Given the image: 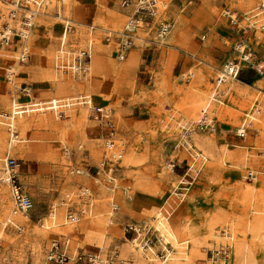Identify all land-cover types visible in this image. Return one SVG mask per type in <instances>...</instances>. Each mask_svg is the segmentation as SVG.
Instances as JSON below:
<instances>
[{"label": "rangeland", "instance_id": "374dc122", "mask_svg": "<svg viewBox=\"0 0 264 264\" xmlns=\"http://www.w3.org/2000/svg\"><path fill=\"white\" fill-rule=\"evenodd\" d=\"M122 2L51 0L25 42L27 62L18 61L19 48L0 47V120L11 114L14 101L49 106L56 99L66 105L88 96L95 106L111 111L112 140L123 151L112 186L104 172L97 175L112 130L94 120L87 106L18 119L17 146L8 157L19 164L20 182L34 208L29 223L13 218L23 226L21 232L11 225L1 229L11 198L10 188L1 194L7 185L0 182V264H47L48 248L64 236L76 248L101 250L104 257L116 249L124 264H147L133 251V234L126 227L145 226L160 236L152 214L160 213L168 199L176 201L172 229L179 243L189 241L178 251L189 246L185 252H196L192 264H204L210 250L226 244L232 248V264H264V30L242 22L259 0H173L169 15L175 28L165 45L137 42L120 62L104 39L105 30H123L131 16ZM58 6L74 21L75 51L90 50V75L56 69L62 32L55 19ZM9 9L0 2V30ZM140 35L154 40L153 34ZM246 40L252 64H243L238 82L220 87L225 104L209 107L214 131H199L196 123L218 77L239 59L235 46ZM259 92L261 117L239 138L244 113ZM1 165L4 172L5 162ZM87 189L93 196L91 208L80 198ZM82 209L91 212L81 214ZM70 211L79 214V221L66 225Z\"/></svg>", "mask_w": 264, "mask_h": 264}, {"label": "built area", "instance_id": "2783aa9c", "mask_svg": "<svg viewBox=\"0 0 264 264\" xmlns=\"http://www.w3.org/2000/svg\"><path fill=\"white\" fill-rule=\"evenodd\" d=\"M173 0H123L122 7L130 10L131 16L128 18L123 30L114 31L111 29L105 30V42L114 46L115 57L118 61H125L132 48L136 46L137 42L146 44H158L165 45L166 39L172 34L175 28V21L169 15L170 5ZM1 4H6L10 9L6 15V21L0 30V47L5 50L19 48L18 61L20 63L27 62L29 58V50L24 44V41L28 42L31 36V32L35 27L36 19L40 11L46 9L51 0H0ZM192 1H188L186 5L190 6ZM181 6V13L185 11L184 6ZM256 15H264V0H259L257 8L251 12L248 16L243 17L242 22H245L248 28H259L261 24L256 22ZM55 19L62 26L61 36L59 37V43L57 47V56L55 58L56 68L63 74H69L71 76H85L91 71L92 57L90 50L82 49L75 51L74 45L71 42V37L75 33L74 21L68 18L62 7L58 6L55 14ZM234 22V21H233ZM239 21L236 20V23ZM264 30L263 28H259ZM140 34L154 35V40H149L142 37ZM205 39V36H204ZM244 43L246 46H244ZM241 49L244 51L241 52ZM235 52L240 56L239 59L227 64L221 74L223 77H218L215 88L211 93L212 96L209 99L208 106L201 112L196 128L199 131H214V119L211 118L209 113V106L211 103L223 105V94H220L219 89L222 84L227 83L229 80H238L243 71V64H252V56L250 55L251 49L248 45V41H241L235 46ZM247 58V59H246ZM9 72V71H8ZM14 72L11 73L13 75ZM228 80V81H227ZM227 81V82H226ZM249 112L252 115V119H249L245 114L242 120V126L240 131L237 132L239 138H245L248 132L252 129V123L254 124L258 118L261 117L263 112V105L261 100L262 92L258 93ZM264 96V94H263ZM78 105L90 107L91 117L105 127L111 129L109 142L107 143L108 155L105 157V161L101 165L100 171L97 175H101L102 172L106 174L107 182L112 186L117 184V170L118 165L123 157V151L119 150L116 143L112 140L114 136V122L112 119V113L110 110H106L103 107L95 106L90 97L85 96L77 99ZM221 102V103H220ZM55 104H52V111L55 112ZM66 109L68 105H63ZM54 107V108H53ZM39 108V107H37ZM62 114V112L60 113ZM193 126L188 127L187 132ZM264 131V127H263ZM78 174H84L79 173ZM249 177L253 179L254 174L249 173ZM4 179L10 188V198L14 205L13 213L28 215L34 208V203L28 193L25 191L24 186L20 182L19 164L13 158L8 157L5 162ZM98 180V179H97ZM96 180V181H97ZM93 196L90 192L80 194L81 199H86L87 205L93 206ZM167 200L165 205L160 208L161 214L166 219H170L175 212L176 201L172 200V204ZM114 204V203H113ZM65 205V204H64ZM115 205V204H114ZM113 212L118 210V207L112 206ZM91 212V209H82L81 214ZM66 225H72L79 221V214L70 211L66 216ZM16 222V221H15ZM8 222L15 230L21 232L23 226L19 223ZM17 225H15V224ZM145 226L128 225L126 232L133 234L132 240L138 242L143 248L149 250L153 249L156 252L157 258L161 261H166L171 253L168 248L171 246L157 236L151 230H146ZM146 231V232H145ZM224 236L227 239H231L228 233L224 232ZM231 246L226 244L219 250L209 251L207 260L204 264H232V251ZM118 250L109 251L104 257L102 251L91 252L76 248L71 239L68 236H64L61 241H55L48 248L46 253V263L51 264H67L73 262L74 264H114L119 262L124 264L119 259Z\"/></svg>", "mask_w": 264, "mask_h": 264}, {"label": "bare ground", "instance_id": "6f19581e", "mask_svg": "<svg viewBox=\"0 0 264 264\" xmlns=\"http://www.w3.org/2000/svg\"><path fill=\"white\" fill-rule=\"evenodd\" d=\"M40 13H41V11H40ZM40 13L38 15H40ZM261 16H264V15H261ZM261 28L264 29V24L261 25ZM244 46H246V45L244 44ZM242 51H244V49H241V52ZM51 55H53V54L51 53ZM14 71H15L14 67H11L9 69V72H8L9 73L8 75H9V78L11 80V83H13L11 73L14 72ZM222 75L223 74H221L219 77L220 78L223 77ZM193 76H194V73H190V77H193ZM230 81L231 82L233 81L232 83H235V82H238L239 80H229L228 82H230ZM203 99H204V97L202 96V97H200L198 99V101H202ZM41 104L40 103L39 104L38 103H32L31 105L28 104V105L23 106V105H17V102L14 101L12 103L11 114L10 115H4V116L1 115L4 120H0V153H5L6 152V154L4 156H1V154H0V165L1 164L3 165V162H6V160H7L6 157H8V155H11L12 151L17 146V137L15 136V131L17 129V122H18L17 120L18 119H23L25 114H33V113H39V112L44 113V112L52 111L53 110L51 108L52 104H55V106H54L56 108L55 111H58L60 108H65L63 105H59V102L56 99H53L52 102H51V105H49V106L48 105L45 106V105H41ZM66 105H68L70 108L73 107V106H78V104L76 102L69 103V104H66ZM37 107H39V108H37ZM247 115H248L249 119L253 118L250 113H248ZM18 126H20V124ZM21 127L23 129H26L27 125H23L22 124ZM240 132H242V131H240ZM201 142H202V140H200V139L197 140V143H201ZM0 182L7 185V183H6L5 179H4V172L2 171V169H0ZM2 189H3L2 190L3 192L1 194L4 195V194L7 193V189H9V187L7 185V186H4ZM87 192H89L88 189L85 190L83 193L85 194ZM13 207H14V205L12 206L11 204L7 207L6 221L3 223L4 225H3V227L1 229H5L8 226V222L9 223L13 222V218L19 219L20 221H23L24 223H29L30 222L31 217H30L29 214L28 215L17 214L15 216L14 213H13ZM152 215H153V217H152L153 223L156 226V230L159 232L160 237H162V239L166 240L167 244H171L172 247H176V246L178 247V245H179L178 238H177L175 232L173 231L170 222L166 218H164V216L161 213H159V212L153 213ZM15 223H13V224H15ZM15 225H17V224H15ZM138 245H139L138 242H133L132 243V249H133L134 252H136L135 254H136L137 257H141L142 256L144 261H145V263H147V264H163V263H160L158 261V259H155L154 258L155 256H152L151 253H148L144 249L141 248L140 250H137V246ZM168 251L171 253V255L166 260V262H170L169 264H192L193 258L197 257L196 252L192 253V255H191V253L188 252L186 256L179 257V256H176V254H173L177 250L172 252L171 249H168ZM152 253H153V250H152ZM190 255L192 256V258L190 257ZM247 255L248 254H246V256Z\"/></svg>", "mask_w": 264, "mask_h": 264}, {"label": "crops", "instance_id": "0c3cea01", "mask_svg": "<svg viewBox=\"0 0 264 264\" xmlns=\"http://www.w3.org/2000/svg\"><path fill=\"white\" fill-rule=\"evenodd\" d=\"M255 19H257L256 22H257L258 24H261V25L264 24V16L256 15V16H255ZM259 28H261V26H260ZM60 36H61V35H60ZM25 42H26V41H24V44H25ZM244 44H245V43H244ZM245 45H246V44H245ZM56 56H57V52H56ZM92 68H93V67H92ZM56 69H57V68H56ZM57 70H58V69H57ZM91 72H92V71H91ZM91 72L89 73V75L92 74ZM238 80H239V79H238ZM211 96H212V93L210 94L209 99L211 98ZM221 102H222V104H225L224 101H221ZM221 102H220V103H221ZM208 103H209V100H208V102H207V104H206L205 107L208 106ZM211 104H212V103H211ZM211 104H210V106H211ZM216 105H218V104H216ZM210 106H209V107H210ZM85 108H87L88 110L90 109V107H85ZM203 110H204V109H203ZM203 110H202V111H203ZM202 111H201V112H202ZM244 115H245V113H244ZM242 120H243V119H242ZM241 122H242V121H241ZM166 202H167V201H166ZM11 204L13 205L12 201H11ZM164 205H165V204H164ZM160 213H161V212H160ZM170 219H171V218H170ZM170 219H167V220L170 222ZM15 221H16V220H15ZM76 223H77V222H76ZM170 224H171V223H170ZM171 227H172V226H171ZM132 241H133V240H132ZM133 242H134V241H133ZM133 242H132V243H133ZM178 243H179V241H178ZM188 243H189V241H185V242L179 243V245H178V244H177V245H178V247H179V246H182V245H187ZM138 244H139V243H138ZM171 247H172V246H170L168 249H171V250H174V251L177 250L175 253H173V254H176V256H179L180 254H183L184 256H186V255H187V252H185V251H186L187 249H189V246H186L185 249H184L183 251H178L179 248H178L177 246H176V247H172V248H171ZM141 248L144 249L145 251H147L148 253H151L152 256H155V257H154L155 259H159V258H157V255H156L155 250L152 249V250H153V253H152V250H151V249L147 250V249L143 248V246H142L141 244H139V245L137 246V250H138V249L140 250ZM179 257H180V256H179ZM182 257H183V256H182ZM121 261H123V259H121ZM159 261H160V263H163V264H167V263H168V262H166V261H165V262H164V261H161L160 259H159ZM123 262H124V261H123Z\"/></svg>", "mask_w": 264, "mask_h": 264}]
</instances>
